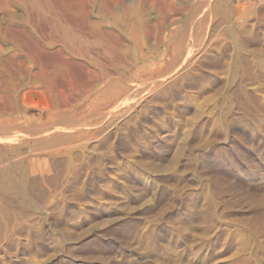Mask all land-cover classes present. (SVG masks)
Here are the masks:
<instances>
[{"label": "rangeland", "instance_id": "rangeland-1", "mask_svg": "<svg viewBox=\"0 0 264 264\" xmlns=\"http://www.w3.org/2000/svg\"><path fill=\"white\" fill-rule=\"evenodd\" d=\"M47 1L0 0V90L33 95L2 117L26 135L6 146L34 149L50 125L69 137L3 165L38 164L24 186L21 174L15 190L0 181V264H264L263 4L207 0L191 17L198 0ZM82 17L128 49L113 76L95 62V39L91 55L69 52L85 39L61 26ZM89 69L103 89L87 91ZM25 72L62 95L40 96Z\"/></svg>", "mask_w": 264, "mask_h": 264}, {"label": "bare ground", "instance_id": "bare-ground-1", "mask_svg": "<svg viewBox=\"0 0 264 264\" xmlns=\"http://www.w3.org/2000/svg\"><path fill=\"white\" fill-rule=\"evenodd\" d=\"M35 1V3L37 4V6H41V5H46L47 7H48V5L50 6V4L48 3V1L46 0V1H40V0H34ZM70 1V0H69ZM77 1H79V0H77ZM82 1V0H81ZM100 1V0H99ZM166 1V0H165ZM211 1V0H210ZM209 1V2H210ZM259 1V3L260 4H263V6H264V0H258ZM257 1V2H258ZM26 2V1H25ZM151 2H153L152 0H151ZM208 2V3H209ZM70 3V2H69ZM91 3H93L92 2V0H91ZM98 3V2H97ZM197 3L199 4V8L197 9V10H195L193 13H192V16L191 17H193V15L197 12V11H200V9H205V8H209V6L207 5V0H198L197 1ZM71 4V3H70ZM69 4V5H70ZM94 4V3H93ZM101 4V3H100ZM99 4V5H100ZM98 5V4H97ZM210 5V4H209ZM261 6V5H260ZM131 7H132V11L131 12H137V10H138V7H137V5H136V3H134V4H132L131 5ZM212 7V6H211ZM127 8V7H126ZM211 9V8H210ZM209 9V10H210ZM262 9V8H261ZM94 10H96V9H94ZM105 10V9H104ZM78 11V10H77ZM76 11V12H77ZM169 11V10H168ZM83 13V12H82ZM168 13V12H167ZM78 14H81V13H78ZM163 14V13H162ZM68 15V14H67ZM82 15V14H81ZM77 16V15H76ZM70 17V16H69ZM79 17H80V15H79ZM89 17V16H88ZM83 18V17H82ZM196 18V17H195ZM71 19V18H70ZM69 18L67 19V20H64V22H65V24H66V26L65 25H62L61 27H62V29H64L65 30V28L66 27H75L74 29L77 31V32H79V34H80V37H82L83 39H85L84 40V43H81L80 42V44H77L76 42H74L73 40H71L69 37H71L72 35H70V36H68V38L66 37L65 39H67V40H71L70 41V48H72V49H70L71 51H69L72 55L74 54V55H77V53L78 52H83L84 54H86V53H90V55H91V52H93L92 50H91V46H89V41L87 40V38H89V39H95L96 40V42H97V44H96V51H94L93 53H95V54H97V58H96V60H95V62H97L96 64L97 65H99L98 66V68H100L101 70V73L103 74V76L104 77H106V78H108L109 76L111 77V75H112V73H111V71L114 69L113 67H115L116 66V62L118 61L117 59L119 58V59H121V60H125L126 62L129 60L130 61V57H128V56H126V54H128V49L127 48H124V45H123V42L120 40V38L117 36V35H115V34H113V33H111V32H105V31H102V30H100L99 28H97V27H95V26H93V25H90V23H89V21H87L86 19H82L83 21H81L80 23H74V22H72L71 20H70ZM167 19V18H166ZM77 20V19H76ZM81 20V19H80ZM88 20H90V19H88ZM171 20V19H170ZM196 21H197V19H196ZM120 22H122V18L121 17H118V21H117V23H118V25H119V27H122L121 25H120ZM73 25H75V26H73ZM101 25V24H100ZM147 25V24H146ZM161 26H160V29L161 30H159L158 29V26H156V25H153L152 27H154V32H155V34L154 35H156L157 37L160 35V34H162V33H165L167 30H168V28L169 27H167L165 24H164V22H161V24H160ZM173 25H175V24H173ZM171 26V25H170ZM63 27H65V28H63ZM148 27V26H147ZM155 27H157L156 29H155ZM123 28V27H122ZM144 28H146V27H144ZM67 29V28H66ZM124 29V28H123ZM147 29V28H146ZM146 29H144L145 30V32L146 33H148V29L146 30ZM150 29V28H149ZM69 30V29H68ZM68 30H67V35H68ZM73 30V29H72ZM70 31H71V29H70ZM150 31V33L151 32H153L152 30H149ZM74 32V31H73ZM172 32V31H171ZM62 33V32H61ZM70 33V32H69ZM65 34V33H64ZM64 34L62 33V35L64 36ZM167 34V33H166ZM74 35H75V33H74ZM66 36V35H65ZM73 37V36H72ZM64 38V37H63ZM74 38V37H73ZM164 38H165V35H164ZM77 39H79L78 37H77ZM76 39V40H77ZM80 40V39H79ZM79 40H78V42H79ZM82 41V40H81ZM63 42H64V40H63ZM91 42V41H90ZM122 42V43H121ZM66 43V42H65ZM125 43V42H124ZM66 44H68V43H66ZM69 47V46H68ZM67 47V48H68ZM66 48V49H67ZM62 50V49H61ZM60 49L57 51V53L59 54L60 53V55H61V57H63V59H64V61H63V64L62 65H65L66 63H70L71 62V58H69L65 53H63V51H61ZM67 50H69V49H67ZM48 53V52H47ZM131 54V53H130ZM135 54V53H134ZM51 55V54H50ZM71 55V56H72ZM86 55H88V54H86ZM70 56V57H71ZM77 56H79V55H77ZM53 58V57H52ZM123 58V59H122ZM135 58V57H134ZM89 59V58H88ZM95 59V58H94ZM132 59V58H131ZM56 60V59H55ZM85 60V59H84ZM60 63V62H59ZM77 63V62H76ZM75 63V64H76ZM121 63V62H120ZM21 64H22V61H21ZM53 64H54V62H53ZM58 64V63H57ZM78 64V63H77ZM119 64V63H118ZM129 64V63H128ZM128 64H126V65H128ZM18 65V64H17ZM59 65V64H58ZM83 65V64H82ZM124 65V64H123ZM132 65H134V64H132ZM132 65H130V66H132ZM137 65V64H136ZM135 65V66H136ZM56 66V65H55ZM67 66V65H66ZM65 66V67H66ZM78 66H80V63L78 64ZM113 66V67H112ZM20 67V66H19ZM18 67V68H19ZM52 67V66H51ZM62 66H58V70H56L55 71V74H56V76H60V75H62L65 71H64V69L63 68H61ZM81 67V66H80ZM127 67V66H126ZM41 68H42V66H41ZM87 68V67H86ZM129 68V67H128ZM57 69V68H56ZM71 69V68H70ZM130 69H132V67H130ZM129 69V70H130ZM6 68H4V70H1V73H5L6 72ZM9 70V69H8ZM27 70V69H26ZM42 70V69H41ZM69 70V69H68ZM72 70V69H71ZM119 70V69H118ZM134 70V69H133ZM28 71V70H27ZM76 71V70H75ZM131 71V70H130ZM10 72V71H9ZM9 72H8V74H9ZM31 72V71H30ZM69 72H71V71H69ZM73 72V71H72ZM78 72V71H77ZM80 72V71H79ZM78 72V73H79ZM114 72V71H113ZM120 72V71H119ZM26 73V72H25ZM28 73V72H27ZM27 73H26V75H27ZM76 73V72H75ZM81 73V72H80ZM29 74V73H28ZM95 73H94V71H92V70H88V75H86V76H88V80L86 81L85 80V82L83 81V83H85L86 84V87H88V89H89V87L91 88V89H93V88H98V86L99 87H102L101 89H103L104 88V86H102V85H98L97 84V82H98V80H97V82L96 81H94L93 79L95 78V77H93V75H94ZM52 75V74H51ZM82 75V74H81ZM98 75V74H97ZM123 75V74H122ZM1 76V75H0ZM31 74H29V76H27V81H28V79H29V77H30V79H31ZM55 76V77H56ZM75 76H76V74H75ZM113 76V75H112ZM116 76V75H115ZM33 78L31 79V82H29L30 84H32V85H38V86H40V88L41 89H43V91H42V93H39L40 94V96H42L43 97V95L42 94H44L43 92H45V90H46V93H47V91L48 90H52V92H53V89L57 86V85H55V83H57V82H55V80L53 79V78H46L45 76H44V74H42V73H40V72H37L36 73V75L34 74V76H32ZM63 77V76H62ZM78 77V76H77ZM100 77V76H99ZM82 78H83V76H82ZM102 78V77H101ZM101 78L99 79V81H101ZM79 78H77V80H78ZM58 80H59V78H58ZM72 80V79H71ZM82 80V79H81ZM8 81V80H7ZM60 82V81H59ZM106 82V81H105ZM78 83V82H77ZM76 83V84H77ZM103 83V82H102ZM116 83V82H115ZM114 83V84H115ZM65 84V83H64ZM70 84V83H69ZM101 84V83H100ZM59 85V84H58ZM66 85V84H65ZM67 85H68V83H67ZM118 85H120V84H118ZM29 86H31V85H29ZM78 86V85H77ZM32 87V86H31ZM62 87L64 88V86H63V84L61 85V87L60 86H58V89H56L55 88V93H52V95L54 94V96H56V94H60V92H61V90H62ZM67 87V86H66ZM70 87H73V85H71L70 84ZM81 87H82V85H81ZM125 87V86H124ZM59 88H60V92H58V93H56V90H59ZM69 88V87H68ZM77 88V87H76ZM83 88H85V86H83ZM126 88V87H125ZM28 89V88H27ZM32 89V88H31ZM70 89H72V88H69V90ZM99 89V88H98ZM127 89V88H126ZM18 90V89H17ZM30 90V89H29ZM33 90V89H32ZM78 90V89H77ZM95 90V89H94ZM100 90V89H99ZM7 91H8V88H7ZM37 91V90H36ZM39 91V90H38ZM62 91H64V90H62ZM85 91V90H84ZM87 91H90V89L89 90H87ZM98 91V90H97ZM106 91V90H105ZM118 91V90H117ZM13 92V91H12ZM40 92V91H39ZM101 92V91H100ZM10 93V92H9ZM31 93V92H30ZM30 93H28V92H25V94H24V96H21V94H17V95H13L12 94V96L10 95V94H8V93H3V90H0V150L2 151V155L0 156V181L2 182V183H4L5 184V187L3 188V189H5V190H15L16 188H18V185H16V183H14V181H15V175H17V174H21L22 176H23V179H22V181H20L19 183V185H21V186H24L25 184H26V182H27V179H26V176H27V174H28V171H29V167L30 166H32V165H34L35 166V168L38 166V164H37V162L36 161H33V160H27V161H25V162H22L20 165H18V166H15V167H9V168H4V166L3 165H6V163L8 162H10L11 163V159H10V154L12 153V154H16V155H22V154H25V153H27V152H29V151H32V150H36V151H38V150H40V149H44V148H48V147H52V146H55V145H57V144H59V143H61V142H64V141H66V140H68L69 139V137L68 136H66V135H61V133L60 134H58V132L56 131V130H58V128H54L53 127V125H50L52 128H50L49 130H47L46 132V134L48 135V134H50L51 135V139L50 140H48L47 142H45V139H44V141H43V139L42 140H39L38 139V136H39V134H35V137H36V139H38L39 140V144H37V145H35V147H34V149L32 148H30V146L31 145H29V147L27 148H25V147H16V148H14V149H12V148H9V147H7L6 145L8 144V145H15V144H17V142H20L21 144L20 145H22V140H25L24 138L26 137V135H24V134H21L20 135V133L22 132V131H20L21 129H22V127L20 126V125H18L14 120H10V119H3L2 117H4L5 115H11V116H13L14 118H16V116H18V115H16L15 116V114L19 111L18 110V107H19V105L21 104V103H24V106L23 107H25L26 106V104H28V102H26L27 100H29V98H31L33 95L32 94H30ZM50 93V92H49ZM62 93V92H61ZM93 93V92H92ZM19 95V96H18ZM45 95V94H44ZM47 95V94H46ZM50 95V94H49ZM57 95V96H58ZM60 95H62V94H60ZM59 95V96H60ZM88 95V94H87ZM31 96V97H30ZM64 96H65V93H64ZM64 96L63 97H60V98H58V100H59V102H60V100H61V102H60V104L62 103V101L64 102V103H67V102H69V101H67V100H69V98L67 99L66 98V96H65V98H64ZM83 97V96H82ZM57 98V97H56ZM64 98L65 99V101H67V102H65L64 100H62V99ZM76 98V97H75ZM85 98V97H84ZM88 98V97H87ZM119 98V97H118ZM117 98V99H118ZM96 99V98H95ZM124 99V98H123ZM6 101L7 100V102H4V103H2L3 101ZM41 100H43V99H41ZM97 100V99H96ZM100 100V99H99ZM122 99L121 98H119L118 99V103L121 101ZM30 101V100H29ZM46 101V100H45ZM54 101V100H53ZM78 101V100H77ZM82 101V100H81ZM84 101V100H83ZM124 101V100H123ZM31 102V101H30ZM47 102V101H46ZM54 102H57V101H54ZM59 102H58V104H59ZM94 102V101H93ZM6 103V104H5ZM45 103V102H44ZM48 103V102H47ZM47 103H45V108L47 109V111L49 110L50 112H51V110L54 108V107H56V106H51V108H50V104L48 105ZM53 103V102H52ZM71 103V102H70ZM81 103V102H80ZM83 103V102H82ZM96 103V102H95ZM55 104H57V103H55ZM59 104V107H60V109H61V106H62V108L64 107V104H62V105H60ZM93 104V103H92ZM41 105H42V102H41ZM71 105V104H70ZM69 106V103H68V105H67V107ZM22 107V106H21ZM43 107H44V105H43ZM58 107V108H59ZM70 107V106H69ZM68 107V108H69ZM42 108V107H41ZM68 108H66V109H68ZM71 108V107H70ZM72 108H73V106H72ZM72 108H71V111L73 112V110H72ZM65 109V108H64ZM63 110V109H62ZM70 110V109H69ZM21 111V110H20ZM54 113V112H53ZM71 113V112H70ZM19 114V113H18ZM72 115H74L73 113H71V115H70V117L72 116ZM60 116V115H59ZM69 117V118H70ZM50 118H52V117H50ZM67 118V117H66ZM31 120V119H30ZM30 120H29V123H30ZM70 120V119H69ZM13 121H14V123H13ZM32 121V120H31ZM33 122V121H32ZM40 122H42V121H40ZM67 122H68V120H67ZM27 123V122H26ZM43 123V122H42ZM63 123H64V120H63ZM71 123V122H70ZM33 124V123H32ZM31 124V125H32ZM41 124V123H40ZM59 124H60V122H59ZM61 124H62V122H61ZM39 125V124H38ZM42 125H44V123L42 124ZM58 125V124H57ZM37 126V125H36ZM66 126H67V124H66ZM43 127V126H42ZM41 127V128H42ZM65 127V126H64ZM63 127V128H64ZM68 127V126H67ZM66 127V128H67ZM81 128V125L80 126H78V129H80ZM45 128H48V127H45ZM74 128H76V127H74ZM30 129V128H29ZM32 129H33V125H32ZM39 129V128H38ZM44 129V128H43ZM78 129H76V130H78ZM42 130V129H41ZM69 129L67 128L65 131H68ZM31 131V130H30ZM34 131V130H33ZM44 131V130H43ZM58 131H60V130H58ZM20 132V133H19ZM26 132V131H25ZM28 132H29V130H28ZM42 132V131H41ZM69 132H71V131H69ZM31 133V132H30ZM43 133V132H42ZM63 133V132H62ZM44 134V133H43ZM28 135H30V134H28ZM40 138H41V136H40ZM42 138H43V136H42ZM48 138V136L46 137V139ZM27 139V138H26ZM31 139V138H30ZM35 139V138H34ZM28 140V139H27ZM33 143H34V141H32ZM36 142V141H35ZM28 143V142H27ZM32 143V144H33ZM24 144H25V142H24ZM35 144V143H34ZM27 145V144H26ZM34 146V145H33ZM32 154V153H31ZM18 157V156H17ZM14 158H15V156H14ZM13 158V159H14ZM13 161V160H12ZM16 163V162H15ZM12 164V163H11ZM17 164V163H16ZM30 165V166H29ZM14 183V184H13ZM1 190V189H0ZM17 191H18V189H17ZM4 192H6V191H4ZM2 193V192H1ZM20 193V192H19Z\"/></svg>", "mask_w": 264, "mask_h": 264}]
</instances>
